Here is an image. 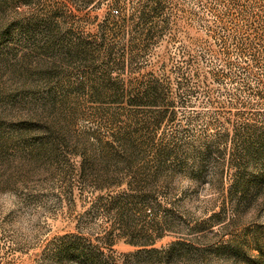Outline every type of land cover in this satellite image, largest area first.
Here are the masks:
<instances>
[{"label":"rangeland","instance_id":"374dc122","mask_svg":"<svg viewBox=\"0 0 264 264\" xmlns=\"http://www.w3.org/2000/svg\"><path fill=\"white\" fill-rule=\"evenodd\" d=\"M0 264H264V0H0Z\"/></svg>","mask_w":264,"mask_h":264},{"label":"trees","instance_id":"16d2710c","mask_svg":"<svg viewBox=\"0 0 264 264\" xmlns=\"http://www.w3.org/2000/svg\"><path fill=\"white\" fill-rule=\"evenodd\" d=\"M112 14H113L114 16H118V15L120 14V10H119L118 8H113V10H112Z\"/></svg>","mask_w":264,"mask_h":264}]
</instances>
